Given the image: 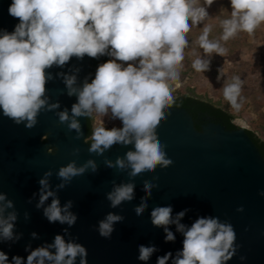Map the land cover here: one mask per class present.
Returning <instances> with one entry per match:
<instances>
[{
	"label": "clouds",
	"instance_id": "clouds-1",
	"mask_svg": "<svg viewBox=\"0 0 264 264\" xmlns=\"http://www.w3.org/2000/svg\"><path fill=\"white\" fill-rule=\"evenodd\" d=\"M216 0H11L8 15L17 20L13 31L0 29V114L13 124L31 130L38 124L44 112H55L58 126H65L68 133L75 132L73 140H80L83 132L80 118L108 117L119 121L120 127L93 126L88 147L89 155L103 156L115 145H133L124 158L115 162L104 160L108 168L126 171L130 181L116 184L106 193L110 208L120 207L135 199L134 181L144 173H154L173 165L167 155V145L157 135L160 125L171 114L175 103L173 93L180 87L181 69L186 49L195 57L191 68L197 73L211 71L213 54L223 57L227 49L223 43L240 33L253 35L264 25V0H228V16L220 20L221 33L210 39L214 19L209 9ZM223 8V6H221ZM203 27H198L199 25ZM193 27L200 29L195 41L188 39ZM223 42V43H222ZM193 44L196 48H193ZM202 50L197 52L196 49ZM87 56L94 60L107 57L99 63L94 78L87 79L76 88L75 75H60L69 97L75 95L71 109L61 111L59 102L49 103L46 96L45 69L53 65L63 67L72 57L80 60ZM216 79L223 78V67L217 69ZM244 80L239 75L224 79L223 100L234 114H239L245 103ZM71 113V114H70ZM233 124L247 127L245 120L236 118ZM80 148L72 150L79 156ZM98 171L95 160L89 159L77 166L75 160L56 171L61 181L52 190L46 171L38 180L39 191L35 205L42 209L43 217L50 224L63 227V234L54 235L52 242H44L35 248L25 246L26 257L9 255L0 249V264H88V250L73 237L70 228L75 226L78 215L71 209L72 200L61 205L57 193L68 187L75 178L85 172ZM158 176L143 180L138 206L133 208L136 217L148 208V200L154 189L159 188ZM264 197V191L258 193ZM50 203L45 206V203ZM31 198L28 203H31ZM191 209L185 208L173 216V207L155 206L150 212L153 228L162 229L164 243H175L177 233L182 236V247L157 255L155 264H228L237 254L236 231L227 220L218 216H198L191 226L181 221ZM243 212V206L236 209ZM18 212L6 193L0 192V245L13 244L23 238L16 231ZM25 221L30 219L24 213ZM125 217L108 212L97 222L95 231L104 239H111L115 225ZM175 226V232L171 226ZM31 240H39L36 232ZM138 261L149 264L152 256L160 251L154 244H139ZM246 259L240 256L243 262Z\"/></svg>",
	"mask_w": 264,
	"mask_h": 264
},
{
	"label": "water",
	"instance_id": "water-1",
	"mask_svg": "<svg viewBox=\"0 0 264 264\" xmlns=\"http://www.w3.org/2000/svg\"><path fill=\"white\" fill-rule=\"evenodd\" d=\"M11 0H0V29L13 31L18 22L8 15ZM91 58L83 60L72 57L62 68L53 65L45 69V75L52 79L46 83V96L49 103L59 102L61 111L71 109L76 96L69 97L60 75H75L74 87L81 88L84 81H89ZM170 115L157 130L162 143L167 145V155L173 165L154 173H144L134 183L135 199L115 209L110 208L106 193L112 190V181L120 183L129 180L126 171L117 172L104 164L107 159L113 163L117 157L124 158L128 151H134L133 145H115L103 156L89 155L87 141L88 118H80L83 135L80 140H73L75 132L68 133L65 126H58L55 112H44L38 124L31 130L23 124L17 126L0 114V192L6 193L14 202L18 212L16 231L23 233V238L9 249L8 244L0 245L9 258L12 255L26 257L24 248L48 242L54 235L63 234L67 225L50 224L41 210L35 205L39 191L38 180L43 173L51 170L49 183L52 190L61 181L56 171L75 160L77 166L93 159L98 171L85 172L75 178L65 189L57 193L61 205L72 200L71 209L78 215L75 226L69 229L77 242L88 250V264H142L138 261L139 244H154L160 251L154 254L149 264H155L157 255L168 251L173 254L182 247V236L177 233L175 243H164L162 229L151 226L150 212L155 206L171 205L173 216L181 210L191 209L181 223L191 226L198 216H218L222 221H229L236 231V244L240 247L236 256L228 264H264V197L258 193L264 191V158L248 136L245 128L227 130L225 126L210 123L197 130L191 114L185 108L171 106ZM71 114V113H70ZM80 148L79 156H73L72 150ZM158 176V189H154L148 200V208L142 216L136 217L133 208L138 206L143 180ZM31 198L32 202L28 203ZM50 200L45 203V206ZM243 206V212L236 209ZM30 219L25 221L24 213ZM108 212L123 215V223L115 225L111 239H104L95 231L97 222ZM175 232V226H171ZM39 234V240H31L30 233ZM240 256L246 257L242 262ZM78 264V262H77Z\"/></svg>",
	"mask_w": 264,
	"mask_h": 264
},
{
	"label": "rangeland",
	"instance_id": "rangeland-1",
	"mask_svg": "<svg viewBox=\"0 0 264 264\" xmlns=\"http://www.w3.org/2000/svg\"><path fill=\"white\" fill-rule=\"evenodd\" d=\"M223 6V8H221ZM228 0H216L209 9L214 19L206 23L212 27L210 39H216L221 33L220 20L227 18ZM198 27H203L199 25ZM190 41H195L200 35V29L193 27L187 34ZM223 43V42H222ZM227 52L223 57L213 54L211 71L204 74L197 73L191 68L195 58L191 51L186 49L183 68L181 69L180 87L173 93L174 97L193 89L204 101L227 109L236 118L246 121V130L254 132L258 137L264 139V25H261L253 35L240 33L235 38L223 43ZM193 48L196 45L193 44ZM197 52L202 50L196 49ZM223 67V78L217 80V69ZM185 72V74H183ZM233 75H239L244 80L243 95L246 97L243 108L239 114H234L228 104L223 100L220 89L224 79H230ZM103 125L106 127H120L119 121L110 122L108 117H98L94 113L93 126Z\"/></svg>",
	"mask_w": 264,
	"mask_h": 264
},
{
	"label": "trees",
	"instance_id": "trees-1",
	"mask_svg": "<svg viewBox=\"0 0 264 264\" xmlns=\"http://www.w3.org/2000/svg\"><path fill=\"white\" fill-rule=\"evenodd\" d=\"M107 57H101L99 60L91 59V69L89 76V83L94 78L96 67L99 63L105 62ZM185 74V72L183 73ZM182 79V78H181ZM175 98V103L171 106L185 108L193 117L195 127L197 130H202V125L208 123L204 118L209 117L213 123L221 124L226 127L227 130L233 131L238 130L239 127L232 123L235 119L227 109L218 107L211 104L210 102L204 101L199 95L195 93L193 89H189L188 92L184 94L177 95ZM94 123V113L92 117L88 118L87 127V141L90 143L89 137L91 136L92 128ZM107 127V126H106ZM248 136L255 143L260 153L264 158V139H261L254 132L246 130Z\"/></svg>",
	"mask_w": 264,
	"mask_h": 264
},
{
	"label": "flooded vegetation",
	"instance_id": "flooded-vegetation-1",
	"mask_svg": "<svg viewBox=\"0 0 264 264\" xmlns=\"http://www.w3.org/2000/svg\"><path fill=\"white\" fill-rule=\"evenodd\" d=\"M204 120H207L208 123H204L203 125H208V124H210V123H213L209 117L204 118ZM215 124H217V123H215ZM203 125H202V126H203ZM220 125H221V124H220ZM222 126H223V125H222Z\"/></svg>",
	"mask_w": 264,
	"mask_h": 264
}]
</instances>
